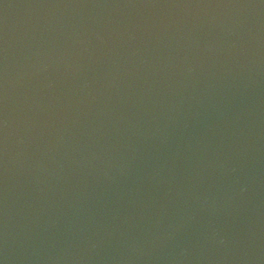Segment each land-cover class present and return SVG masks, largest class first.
I'll return each instance as SVG.
<instances>
[{
    "label": "water",
    "instance_id": "95a60500",
    "mask_svg": "<svg viewBox=\"0 0 264 264\" xmlns=\"http://www.w3.org/2000/svg\"><path fill=\"white\" fill-rule=\"evenodd\" d=\"M0 264H264V0H0Z\"/></svg>",
    "mask_w": 264,
    "mask_h": 264
}]
</instances>
